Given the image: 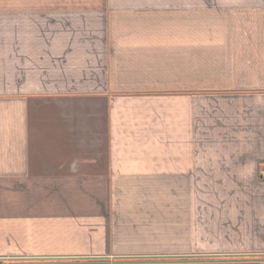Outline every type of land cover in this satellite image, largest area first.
Returning a JSON list of instances; mask_svg holds the SVG:
<instances>
[{
    "label": "crops",
    "instance_id": "1",
    "mask_svg": "<svg viewBox=\"0 0 264 264\" xmlns=\"http://www.w3.org/2000/svg\"><path fill=\"white\" fill-rule=\"evenodd\" d=\"M264 0H0V264H264Z\"/></svg>",
    "mask_w": 264,
    "mask_h": 264
},
{
    "label": "built area",
    "instance_id": "2",
    "mask_svg": "<svg viewBox=\"0 0 264 264\" xmlns=\"http://www.w3.org/2000/svg\"><path fill=\"white\" fill-rule=\"evenodd\" d=\"M260 179L264 181V173L261 175Z\"/></svg>",
    "mask_w": 264,
    "mask_h": 264
}]
</instances>
